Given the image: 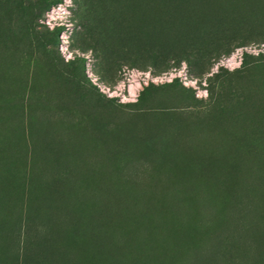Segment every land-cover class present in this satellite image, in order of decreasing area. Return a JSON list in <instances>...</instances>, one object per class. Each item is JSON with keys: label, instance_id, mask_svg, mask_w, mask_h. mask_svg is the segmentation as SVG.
Here are the masks:
<instances>
[{"label": "rangeland", "instance_id": "rangeland-1", "mask_svg": "<svg viewBox=\"0 0 264 264\" xmlns=\"http://www.w3.org/2000/svg\"><path fill=\"white\" fill-rule=\"evenodd\" d=\"M0 264H264V0H0Z\"/></svg>", "mask_w": 264, "mask_h": 264}]
</instances>
